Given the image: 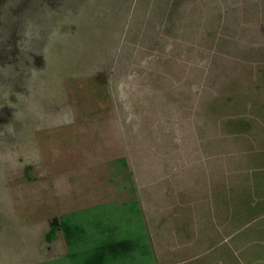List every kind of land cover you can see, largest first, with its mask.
<instances>
[{
  "label": "rangeland",
  "instance_id": "obj_1",
  "mask_svg": "<svg viewBox=\"0 0 264 264\" xmlns=\"http://www.w3.org/2000/svg\"><path fill=\"white\" fill-rule=\"evenodd\" d=\"M116 222L264 264V0H0V264Z\"/></svg>",
  "mask_w": 264,
  "mask_h": 264
},
{
  "label": "trees",
  "instance_id": "obj_2",
  "mask_svg": "<svg viewBox=\"0 0 264 264\" xmlns=\"http://www.w3.org/2000/svg\"><path fill=\"white\" fill-rule=\"evenodd\" d=\"M133 207L131 213L138 214L137 205ZM115 224L102 235L99 232L95 235L82 225L73 232L66 229L70 247L67 260L71 264H152L145 234L138 232L139 229L126 232L121 224ZM94 237H99L96 246L91 245Z\"/></svg>",
  "mask_w": 264,
  "mask_h": 264
}]
</instances>
